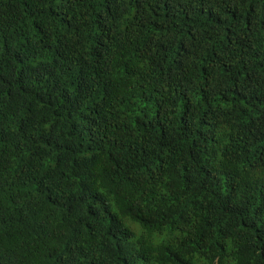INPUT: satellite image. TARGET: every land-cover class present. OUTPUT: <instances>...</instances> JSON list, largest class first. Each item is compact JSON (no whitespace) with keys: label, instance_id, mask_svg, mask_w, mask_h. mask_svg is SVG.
<instances>
[{"label":"clouds","instance_id":"clouds-1","mask_svg":"<svg viewBox=\"0 0 264 264\" xmlns=\"http://www.w3.org/2000/svg\"><path fill=\"white\" fill-rule=\"evenodd\" d=\"M0 264H264V0H0Z\"/></svg>","mask_w":264,"mask_h":264}]
</instances>
